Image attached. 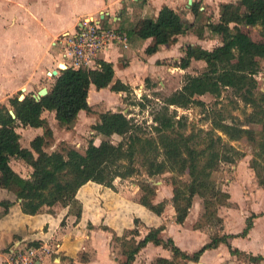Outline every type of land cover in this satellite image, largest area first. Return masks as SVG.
Listing matches in <instances>:
<instances>
[{
	"label": "trees",
	"instance_id": "trees-1",
	"mask_svg": "<svg viewBox=\"0 0 264 264\" xmlns=\"http://www.w3.org/2000/svg\"><path fill=\"white\" fill-rule=\"evenodd\" d=\"M190 9L195 18L193 24L183 22L176 11L162 6L156 18L143 19L137 31L139 38L156 37L162 44L174 42L178 34L193 26L198 35L207 27L211 33L222 37L221 43L212 49L186 45L178 66L185 69L189 67L191 60H202L205 70L197 75L186 74L181 88L163 99L161 110L152 118V136L142 134L134 119L121 111H105L101 103L88 104L91 85L99 90L111 84L110 89L113 92H130V87L120 80L112 83L113 66L104 60H99V66L94 69L84 65L77 69H58L57 74L51 76L52 84L47 93L39 100L30 92L23 95L22 99H19L18 95L9 97L8 105L0 103V187L20 201L23 213L33 215L57 203L68 206L70 203L76 204L78 200L77 192L68 183L63 182L55 188L44 184L51 164L60 163L63 159V154L59 151L45 150L47 137L53 135L47 120L42 116L45 111L54 112L60 126L71 128L79 111L84 110L86 113L97 115V121L91 126L95 136L106 130L121 136V140L116 144L105 141L99 146L94 143V137L87 141L81 157L85 161L84 167L89 170L88 178L92 183L114 189L116 178L138 174V166L148 177L164 172L187 173V181L175 177H172L171 181V203L175 210L176 223L184 222L193 198L199 196L203 199L202 217L209 225L215 223L222 228L223 221L217 214L218 209L212 207L218 201H221L220 205L229 206L230 195L217 185L212 175L222 163L234 164L242 155L233 142L247 140L253 145L249 166L256 171L258 184L264 189V93L254 91L257 85L255 75L259 70L260 60H264V0L222 3L217 22L206 20L202 16L204 11L198 4L192 3ZM242 27H258L259 40H253ZM119 28L125 31L127 36L135 32L133 27ZM155 51V47L146 48L148 54ZM225 88H231L238 93L243 104L250 108L245 122L234 119L228 121L221 111L213 110L206 117L210 123L209 129L200 128L197 132L187 135L179 131L174 132L175 125L182 128L183 124L168 112L170 106L187 108L191 104H202L196 99V95L211 94L217 97ZM10 109L15 114L14 118L9 113ZM251 124L260 125L261 130H254ZM28 127L42 128L43 134L33 137L29 146L24 147L20 143L21 136L17 128ZM12 159L23 161L31 168L28 177H22L13 170L10 165ZM139 187L144 191L139 199L140 204L160 215L167 201L153 203L155 189L146 180H143ZM12 204L13 200L10 198L0 200V207L4 210ZM72 213L78 218L81 207L78 206ZM253 217L254 214L246 219L240 233L212 235L209 242L192 254L181 251L171 238L162 237V227L150 228L138 241L135 237L139 233L135 228L127 231L130 238L125 234L114 235L113 240H119L120 252L124 256L122 264H132L135 255L148 242L161 245L172 252L171 260L157 258L155 264L196 262L205 250L217 248L221 243L227 246L231 255H241L242 252L233 248L228 241L235 236H246L252 227ZM199 227L201 224H195V228ZM39 245L38 242L26 244L27 247ZM81 257L83 264L88 261L84 254ZM251 259H264V256H251Z\"/></svg>",
	"mask_w": 264,
	"mask_h": 264
},
{
	"label": "crops",
	"instance_id": "crops-1",
	"mask_svg": "<svg viewBox=\"0 0 264 264\" xmlns=\"http://www.w3.org/2000/svg\"><path fill=\"white\" fill-rule=\"evenodd\" d=\"M53 1L55 0H0V90L12 88V82L17 80L16 68L18 66L21 67V77H25L31 73L33 69L32 65L27 64L26 61L27 59L30 60L33 58L32 53L23 55L27 58L25 62L19 65L16 63L14 57L18 55H14L15 52L13 51L18 47V36H27V38H24L25 40H23V43L27 45V42H30V45H27L30 52H32V47H34L32 43L33 40L40 44H46L47 46L49 39L54 38V42L52 41L54 44L51 43V48L56 49L54 50L55 56L51 57L52 61L49 59L43 61L45 66L52 69L58 66L60 64L59 62L62 61L60 48L56 43L59 36L66 31H73L76 28L78 20L87 17H96V15H98L103 18L104 25L110 24V26L118 29H120L119 26L125 29L133 27L135 30V34L133 33L128 36L127 47H123L116 43H110L106 45L99 54L100 60L110 62L113 66L114 77L112 83L118 79L124 84H127L131 91L133 81L139 78L141 74L147 72L148 69L151 68L150 66H152L151 63L156 65L159 62L158 60L171 57L172 54L170 51L172 52L173 48H176L177 52L180 54L182 51L180 57L183 56L184 48L188 44L199 45L204 48L202 42L207 39L206 35L211 33L210 30L205 27L201 34L198 35L195 26H193V28L184 33L178 34L174 42L162 44L156 37L141 39L137 36V31L143 19L156 18L161 7L167 6L176 11L183 22L193 24L195 18L191 12L190 6L192 3H195L200 6L201 10L203 9L204 14L202 16L206 20L217 22L219 19L220 5L229 2L236 3L238 0H191V3L188 2L189 0H132V3H129V0H73L74 5L69 10L67 16L61 18L59 22L54 23L52 22L54 21V17L63 10H59V6L57 7ZM211 9L214 12L213 16ZM17 19L24 20V23L21 25L23 28L18 29V25L15 24ZM39 26L43 28L47 27V29H36V27ZM32 27L35 28V34L28 35ZM215 36L219 35L215 34ZM219 37L221 41L222 37ZM149 46L155 47L156 51L152 54H148L146 48ZM39 47L43 49L42 45ZM5 50L11 52L9 54L10 64L7 68L5 67L6 62H2L4 57L2 52L4 53ZM141 52L147 54V60L144 63L141 61L140 64L137 63V58L142 54ZM6 60L8 61L7 57ZM178 61L175 67H179ZM193 61L203 62L202 60H191V62ZM54 69H52V71ZM146 81H149V78H147ZM110 87L111 84L97 90L91 85L88 92V104H102V102L107 105L110 104V102H105L103 98L98 97L97 91L100 93L108 91L114 95H122L125 93L123 91L113 92ZM46 113H50L53 118V124L50 123L51 119L47 121L50 128L54 124H58L54 117V112L45 111L42 115L44 118ZM89 115L92 114L80 110L74 126L65 128L58 125L68 133L75 132L77 130L76 128L81 132L85 125L83 122L84 120L81 123V119L85 118V120H88L91 117ZM95 120L97 121V117L93 122L89 123V125L92 126L95 124ZM20 129L33 133L30 140L36 135L43 134L42 128L28 127ZM12 160L14 161L15 159ZM244 161L249 162L248 159L242 162ZM17 163L22 165L21 162ZM239 164L240 163L232 166L236 170V176L240 174L241 167ZM27 169L31 172L29 166H27ZM248 169L250 170V168ZM13 170L18 174L21 173L18 168H13ZM242 181V179L238 178L235 182L238 187L242 188L241 191L244 189V182ZM92 184L97 187H92L90 190L81 187L78 191L75 190L77 192L76 199L80 201L81 207V214L78 218L70 212L68 206H61L60 209L57 208L59 203L52 207L43 208L40 212L33 215L25 214L21 210L20 201L16 200L12 194L0 187V200L3 198H10L13 200V204L7 210L0 207V264L5 261L8 254L14 249L24 247L30 242H38L42 245L45 244L49 238H52L50 241L52 244L50 252L43 254L37 264H83L79 258L82 254L88 257V261L84 264H122L124 256H122L121 252L115 254L114 249L118 247L114 246L113 243L115 242L113 237L114 234L116 236L122 235L124 232L134 228L137 229L139 233V235L135 237V240L138 241L148 233L150 228L162 227L160 235L164 238H171L174 244L187 254L194 253L193 251H196L205 244V242L209 241V234L207 233L209 231L208 226L195 228V225L187 223V219H185L182 224L176 223L173 220L172 216H174L175 211L171 203L172 195L167 198L168 201L165 199V201H167L165 209L168 211H163L160 215H156L140 204V196L138 197L134 190L133 193L136 194V197L134 196V198H131V194H129L127 189H125V191L118 190L119 188L115 187V182L113 183L114 189L106 188L95 183ZM259 192L264 194L261 189H259ZM157 195L156 193L153 203L164 201L162 197H158ZM85 196L88 198L87 203L86 200H84L86 199ZM198 206L199 210L197 211V217L199 218L203 213V208L202 206L200 207L199 202ZM249 209L254 211L255 208L250 206ZM166 213H168V220L165 217ZM191 213L192 207L187 216L191 215ZM252 214H254L255 217L257 216V213ZM218 216L220 215L218 214ZM256 219L259 221L260 217ZM135 220H137V222ZM256 225V221L252 223V227L249 229L246 236L232 237L229 238L228 242L233 248H237L240 252L247 251L248 253L251 252L255 255L264 256V228L258 230ZM223 233L232 235L237 234V232H228L226 229H223ZM198 236L200 240L196 239ZM183 237L187 238L186 240H191L193 238L195 242L188 244L186 240H181ZM238 239L244 240V244L239 245ZM117 250L118 249H116V251ZM218 251L220 252V256H232L227 246L221 243L217 248L205 250L199 259H201V261L206 260L207 262L214 263L216 261L215 254ZM220 256L217 257V259L221 258ZM157 258L171 260L172 252L161 245L148 242L135 255L132 264H155Z\"/></svg>",
	"mask_w": 264,
	"mask_h": 264
},
{
	"label": "rangeland",
	"instance_id": "rangeland-1",
	"mask_svg": "<svg viewBox=\"0 0 264 264\" xmlns=\"http://www.w3.org/2000/svg\"><path fill=\"white\" fill-rule=\"evenodd\" d=\"M53 3H55L57 7L59 6V10H63L60 14H57L56 17H54V21H52L53 23L59 22L61 18H65L71 7H73L74 5L73 0H55L53 1ZM129 3H132V0H129ZM211 13L213 16L214 12L212 9ZM22 23H24V20L17 19L15 24L18 25V29L23 28V26H21ZM106 26L109 27L110 24H106ZM36 29L44 30L47 29V27L43 28L39 26L36 27ZM242 30L245 31L253 40H259L260 37L258 34V27H242ZM31 32L28 35L35 34V28L32 27ZM206 37L207 39L202 42V46L204 48L210 49L221 42L220 37L215 36V34L208 33ZM24 38H27V36H18V47L15 48L13 51L15 52L14 55L18 56L14 58L16 59L17 65H19L25 62V60L27 59L23 55H25L26 53H32L33 58H31L30 60L27 59L26 61L27 64L32 65L33 69L28 75H26L25 77H21V67L18 66L16 68L17 80L15 82H12L11 89L5 88L4 90H0V103H5L8 105V98L10 96L18 95L20 97L21 95H25L30 92L36 94L37 91L42 87L49 88L52 84V79L48 73H51L52 69H54L55 67L56 68L54 70H56L60 65L59 64L58 66L49 69L43 64V61L45 59L51 60V57L55 56L54 50L56 49L51 48V43L54 42V38L49 39L47 46L46 44H40L33 40L32 43L34 47H32V52H30L27 47L28 44L30 45V42H27V45L23 43V40H25ZM40 45L43 46V49H40ZM10 53L11 52H8V50H5L4 53L2 52V55H4L2 62H6V68L9 67L10 64ZM141 53L142 54H140L137 58V63L140 64L141 61L142 63H144L147 60V54H145L144 52ZM170 53L172 54L171 57L158 60V64L155 65L151 63V68H149L147 72L141 74L139 78L133 81L131 91L129 93H123L122 95H114L112 93H109L108 91H103L101 93L97 91L98 97L103 98L105 102H110V104L108 105L102 102V109H109L111 111H121L128 117L134 119V122L138 126H140L142 134L152 136L154 134L151 128L154 124L152 118L155 113L161 110L163 99L175 90L181 88L184 81V76L186 74L197 75L205 70V63L201 61H193L190 63L189 67L185 69L175 67V65L177 66V61L179 60L182 51L180 54L179 52H177L176 48H173L172 52L170 51ZM6 57L8 61L6 60ZM147 78H149V81H146ZM255 78L257 85L254 91L264 93V60H260L259 70L256 73ZM137 93H141V97L137 96ZM196 99L200 100L202 104H191L187 108H181L177 106L169 107L168 112L174 115L175 120H179L180 124H183L182 128H180V125H175L174 132L179 131L187 135L190 132H197V130L200 128H204L205 130L209 129L210 123L208 120H206V117L213 110L221 111L228 121L234 119L239 120L240 122H245L246 114L250 111V108L248 106H245L240 100L238 93H235L231 88L223 89L220 95L217 97L211 94H204L196 95ZM89 116L91 117L88 120H85V118L81 119V123L83 120V122L85 123L81 132L78 130V128H76L77 130L75 132L68 133L58 124H54L53 126H51L54 135H52V137L50 138L47 137L45 150H47L48 152L59 151L61 154H63V159L60 163L53 162L51 164V166L48 168V174H46L45 176L44 184L47 183L48 186L55 188L57 185L64 182L65 184L68 183L72 189L77 191L81 187L86 188L88 190H90V188L92 187H97L90 182V179L88 178L89 170L84 167L85 161L81 157L82 152L87 145V141L94 137V143L99 146L102 145L105 141H110L116 144L121 140V136L116 135L110 130H106L104 131V133L97 134L95 136V133L91 129L89 123L93 122V120L96 119L97 115L92 114ZM45 118L47 121L51 119L50 123L53 124V118L50 113H46ZM250 126L254 130H261L260 125L251 124ZM17 131L20 133L21 136V145L24 147H28L30 138L33 136V133L31 131L26 132V130L20 128H17ZM233 145L236 146L240 150V152H242V155L238 157L236 162L234 163H240L239 166L241 167V169L239 176H236V170L232 167L234 164L227 163H222L219 166L218 170L215 171L212 175L217 185L220 186L224 191L228 192L230 195L229 206L220 205L219 202L221 201H218L212 207L215 210L218 209L217 214L221 216L223 221L222 228L219 227L220 225H217L215 223L213 225H209V222L205 221V219L202 217V214L201 217H197V211L199 210L198 202L200 207L202 206V208H204L203 199L199 196H195L194 198L193 204L191 206V215L185 218L187 219L188 224H201V227L208 226L209 231L207 233L209 234V241L212 235L220 236L223 233V229H226V231L228 232H237V234L240 233L243 227L245 226L246 219L250 217L252 213H257V216L253 217L252 219V222H257V229L262 230V228H264V194L259 192V189H261L263 192L264 189L258 184V179L255 174L256 171L254 169H251L250 166L247 165L250 164V161L253 156V145L247 140L233 142ZM247 159L249 160V162H242L243 160ZM17 162H21L22 165H19V163ZM10 164L14 169L18 168L21 172L20 174L23 177L29 176L30 171H28L27 165L23 161L11 160ZM248 168H250V170ZM90 171L92 172V170ZM172 177H175L176 179H179L181 181H187L189 179L187 173L172 174L169 172H164L154 177H148L143 171V169L138 166V174L127 178H116L114 182L116 184L115 187L119 188L118 190L125 191V189H127L129 194H131V198H134V196L136 197V194L138 197L144 194V191L140 189L139 185L140 183H142L143 180H146L155 189L153 200L157 193L158 197L160 196L164 200L166 199L168 201L167 198L171 197L172 195ZM238 178L242 179V182H244L243 191H241L242 188L238 187L235 184ZM133 190L136 192V194L133 193ZM84 200H86V203L88 202L87 197ZM61 206H63V204L59 203V206L57 208L60 209ZM78 206H80L79 200H77L76 204H68L69 210H71L72 212H74L78 208ZM250 206H253V208H255L254 211L249 209ZM163 211H166L165 207ZM165 217L167 218V220L169 219L168 213H166ZM172 217L175 221V214ZM259 217L260 219L259 221H257L256 218ZM124 234L128 235L127 238H130V235L127 233V231L124 232L122 235ZM184 238L185 237L181 238V240L187 239ZM196 239L200 240V237L198 236V238ZM48 240L51 241L52 238H49ZM238 240L239 245H243L245 242L241 239ZM191 242H195L193 238L191 240H186V243L188 244H190ZM113 244L114 246L118 247L114 249L115 254H118V252L121 251V249L119 248V240ZM116 249L118 250L116 251ZM149 252L151 253L150 250ZM219 256L220 252L218 251L215 254L216 261L214 263L207 262L206 260L201 261V259H199L195 263L193 261H186L181 264H264V259H257L253 261L251 259V256H258V254L255 255L254 253H248L247 251L242 252L241 255H232L231 257H224L223 255H221V258L217 259V257ZM79 258H82L81 255Z\"/></svg>",
	"mask_w": 264,
	"mask_h": 264
},
{
	"label": "built area",
	"instance_id": "built-area-1",
	"mask_svg": "<svg viewBox=\"0 0 264 264\" xmlns=\"http://www.w3.org/2000/svg\"><path fill=\"white\" fill-rule=\"evenodd\" d=\"M103 18H82L78 20L73 31H66L56 40L60 48L62 62L65 67L77 69L84 65L97 68L100 52L110 43L127 47L128 36L125 31L103 24ZM57 68L56 70H58ZM49 76H53L48 73ZM141 97V93H137ZM138 97V98H139ZM49 240L37 247H20L11 251L2 264H37L41 256L49 253L52 244Z\"/></svg>",
	"mask_w": 264,
	"mask_h": 264
},
{
	"label": "water",
	"instance_id": "water-1",
	"mask_svg": "<svg viewBox=\"0 0 264 264\" xmlns=\"http://www.w3.org/2000/svg\"><path fill=\"white\" fill-rule=\"evenodd\" d=\"M189 3H191V0H189L188 1ZM58 68L59 69H65L66 67L64 66V67H61L60 65L58 66ZM57 74V70H53L52 72H51V75H56ZM22 90H23V88H22ZM47 87H42V88H40L38 91H37V93L36 94H34L33 95V97L36 99V100H39L42 96H44L46 93H47ZM23 98V95H21L20 97H19V99H22ZM9 113H10V115H11V117H15V114H14V112H13V110L12 109H10L9 110Z\"/></svg>",
	"mask_w": 264,
	"mask_h": 264
},
{
	"label": "bare ground",
	"instance_id": "bare-ground-1",
	"mask_svg": "<svg viewBox=\"0 0 264 264\" xmlns=\"http://www.w3.org/2000/svg\"><path fill=\"white\" fill-rule=\"evenodd\" d=\"M59 63H60V66H61V67H62V65L65 66L63 62H59ZM50 74H51V73H50Z\"/></svg>",
	"mask_w": 264,
	"mask_h": 264
}]
</instances>
